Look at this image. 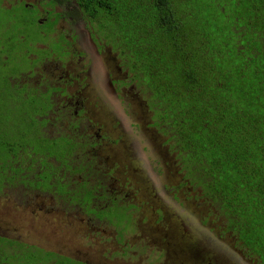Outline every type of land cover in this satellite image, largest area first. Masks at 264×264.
Segmentation results:
<instances>
[{
    "label": "flooded vegetation",
    "instance_id": "af4514ba",
    "mask_svg": "<svg viewBox=\"0 0 264 264\" xmlns=\"http://www.w3.org/2000/svg\"><path fill=\"white\" fill-rule=\"evenodd\" d=\"M82 1L0 0V63L7 46L29 64L1 76L25 136H4L0 115V240L52 264H260L181 170L125 42Z\"/></svg>",
    "mask_w": 264,
    "mask_h": 264
},
{
    "label": "trees",
    "instance_id": "16d2710c",
    "mask_svg": "<svg viewBox=\"0 0 264 264\" xmlns=\"http://www.w3.org/2000/svg\"><path fill=\"white\" fill-rule=\"evenodd\" d=\"M81 6L105 37L125 42L129 58L132 51L143 58L131 70L160 88L163 107L176 108L161 122L184 147L181 170L264 264V0H209L205 7L192 0H83ZM0 264L52 259L24 256L0 240Z\"/></svg>",
    "mask_w": 264,
    "mask_h": 264
},
{
    "label": "rangeland",
    "instance_id": "374dc122",
    "mask_svg": "<svg viewBox=\"0 0 264 264\" xmlns=\"http://www.w3.org/2000/svg\"><path fill=\"white\" fill-rule=\"evenodd\" d=\"M192 1H198V2L201 3L202 6L205 7L206 3L209 0H192ZM230 7L231 6L229 5V2L227 1L226 2V11H227V9L229 10ZM237 8H239V7H237ZM204 13H206V10L204 11ZM217 16L219 17V16H221V14H218ZM193 17H194L193 18V23L195 25V23L197 22V15H193ZM92 24L95 27V23H92ZM138 40H140V39H138ZM51 48L53 50L57 51L59 49V45L54 43V44L51 45ZM4 51L5 52L2 55H9V57L6 58V60H10L11 59V63L9 64L8 61H6V60H5V65H2L0 63V83H3L2 82V77H1L2 75L9 76V75H11V73L15 72L16 68L22 69V67H27L26 65L28 64V61L25 59L24 56H21L19 58V62H16L13 59L14 58L13 54L11 56V54L9 53L10 50L7 48V46L4 48ZM130 55H131V57L129 58V61H136L138 59L143 60L142 57L137 56L135 51H132V53ZM2 60H4V59H2ZM131 69H132V66L130 67V70ZM135 78H139L140 79L139 80V84L143 86V89L150 91V93L152 94V95L150 94L151 97H150V95L148 97L149 105L152 106L153 104H155L157 106V108H159L158 111L160 112V116L163 119L165 118L166 121H169L170 119H172L171 117L175 114L176 108L174 106H172V105H166V106L163 107V105H162V103L160 101L161 99H163V97L161 96L160 88L159 87H153V85L150 83V78L148 76H146L144 72H142V73L139 72V75L137 77H135ZM6 100L8 101V104H7ZM14 101H15V98L11 97V101L9 102V98L6 95V93L0 98V115L3 117L4 121H8L7 125L5 126L4 130H2V132H3V135L6 136V137H9V134L11 132H16L18 134V137H23V136H25V134L22 133V129H21L22 127H20V124H19L18 127L14 126V124L17 122V119H16L17 111H14V109H15L14 104H13ZM13 141L17 142L19 140H13ZM176 142H178V144H179V150L184 149L183 145H181V143L179 141H176ZM25 144L29 145V144H32V142H31V140H26ZM1 155H2V151L0 152V156ZM182 156L183 155L181 153H178V157L179 158H181ZM132 174H133L134 179H136L137 178V176H136L137 173L132 172ZM212 201H213L214 208L217 210V208H218L217 202L215 200H212ZM208 202H210L209 199H208ZM216 214L219 215L217 213V211H216ZM220 216L222 217V215H220ZM187 217L190 218L191 220H193V217H192L191 214H187ZM231 220H232L231 218L227 219V221L229 223L231 222ZM230 229L233 230V232L236 233L239 236V238L244 242L240 231H238L236 229V227H231L230 226ZM205 237L208 238L209 236L205 233ZM220 247H221V249H224V248H226V245H222ZM242 248H244V247L242 246ZM226 250H227V248H226ZM255 251L258 253V251L256 249H255ZM225 254H226V251L223 253V256ZM226 256L228 257V259L230 258L229 254H226ZM176 257H177V255H176ZM238 264H246V262L240 261V262H238Z\"/></svg>",
    "mask_w": 264,
    "mask_h": 264
},
{
    "label": "water",
    "instance_id": "95a60500",
    "mask_svg": "<svg viewBox=\"0 0 264 264\" xmlns=\"http://www.w3.org/2000/svg\"><path fill=\"white\" fill-rule=\"evenodd\" d=\"M177 259H178V262L180 263V264H188L186 261H185V259H184V255H183V253L181 252V253H177ZM178 264V263H177ZM192 264H196V263H192Z\"/></svg>",
    "mask_w": 264,
    "mask_h": 264
}]
</instances>
